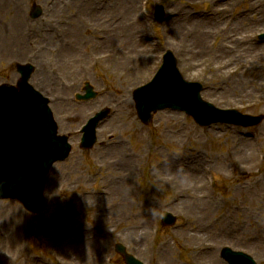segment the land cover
I'll list each match as a JSON object with an SVG mask.
<instances>
[{"label": "rangeland", "instance_id": "rangeland-1", "mask_svg": "<svg viewBox=\"0 0 264 264\" xmlns=\"http://www.w3.org/2000/svg\"><path fill=\"white\" fill-rule=\"evenodd\" d=\"M140 1L0 0V84L17 80L13 63L32 62L31 82L51 98L60 130L72 135L73 144L70 157L56 163L47 177L43 212L30 214L16 200H0V264H125L114 250L117 242L146 264H227L220 255L225 246L264 264V122L249 130L200 127L183 112L166 109L146 126L132 97L159 69V54L170 49L184 77L204 83V98L223 108L264 114V44L257 40L264 21L248 20L250 26L234 45L241 54L212 78L208 71L195 74L186 61L198 67L206 58L215 59L216 38L211 35L203 47L193 45V34L178 28L172 16L177 8L194 14L221 1L150 0L152 10L157 3L168 10L160 24L143 16ZM237 1L238 6L230 0V11L243 14L254 0ZM256 1L257 18L264 14V0ZM36 4L42 14L33 19ZM250 44L260 47L261 57L242 53ZM140 55L148 56L141 69ZM251 56L253 73L232 71L239 62L250 70ZM86 81L100 95L77 102L74 95ZM105 106L112 112L99 126L97 144L82 150L79 130ZM238 134L249 140L235 143ZM234 144L249 148L243 166L252 175L245 181L243 172L231 173V162L240 156ZM181 157L187 163L170 172L168 164ZM188 172L197 176V201L185 187L191 181ZM123 184L128 187L116 199L113 188ZM99 190L107 192L105 197ZM153 207L175 214L177 225L156 231L153 222L162 215L152 216ZM97 240L102 251L88 258L86 243ZM202 240L211 248L201 253L195 247Z\"/></svg>", "mask_w": 264, "mask_h": 264}, {"label": "water", "instance_id": "water-1", "mask_svg": "<svg viewBox=\"0 0 264 264\" xmlns=\"http://www.w3.org/2000/svg\"><path fill=\"white\" fill-rule=\"evenodd\" d=\"M158 14L159 19L163 17V11H159ZM19 68L24 69V76L19 81L18 87L8 84L0 87V158H2L4 154H7L6 158L0 159V196L20 198L29 210L37 212L44 204L41 194L44 173L48 170V167L58 159L60 153L68 154V150L66 151L64 142L55 137L54 143L56 144V150L53 152L50 144V137H44L46 140L45 143L48 144H44L40 150H38V147L34 153L27 151L29 144L34 146V142H36L37 145L40 144V141L42 142V122L49 124L48 126L51 131H53V124L55 127L57 126L55 125L52 113L49 115L44 108L36 106L32 98L23 91L25 88L27 89V75L31 72L30 65L20 66ZM171 68L169 76L172 80L169 79L168 81L169 84L171 83L170 85L176 84L175 68L173 66ZM151 87L152 85L143 87V97L138 94L136 95L140 112L143 116V120L146 122L151 121V111L173 105L171 101L165 103L153 101L152 91H149ZM90 94L91 92L89 95ZM6 95L16 96L18 100H16V103H13L10 99H6ZM24 106H29L28 108L32 107L37 111L34 116V118L39 121V127L37 129L38 134L35 136L36 141H31L30 138H27L30 129L27 128L25 133L23 126H21L22 115L18 110L23 109ZM190 106V113H192L201 124H210L218 121L221 117L220 112L214 113L215 115L209 114L195 98L191 101ZM206 107L210 111L212 110L210 106L206 105ZM108 112L109 110L106 109L105 112L99 113L96 118H101ZM262 119L263 116L251 117L248 119V122L251 124L258 123ZM97 121L98 119L95 123ZM90 129L85 143L83 144L85 147L91 146L96 140V138L92 136ZM62 138L67 139V136H63ZM164 220L168 224L172 223L170 218L165 217ZM120 252L125 255V259L129 264H139L132 256L126 254L122 247L120 248ZM222 254L229 264H255L246 254L233 251L230 248H225Z\"/></svg>", "mask_w": 264, "mask_h": 264}, {"label": "bare ground", "instance_id": "bare-ground-1", "mask_svg": "<svg viewBox=\"0 0 264 264\" xmlns=\"http://www.w3.org/2000/svg\"><path fill=\"white\" fill-rule=\"evenodd\" d=\"M220 1L221 3L217 7L211 8L206 11H198L194 14H191L186 9L177 8V13H173L174 16H172L174 17L173 21L176 22V25H179L178 28L185 27L188 31V34L190 33L193 34V39L191 40L193 45L203 47L204 45L205 46L208 45L207 41L211 35L214 36V39L216 38L215 43L216 44L219 43V45L217 46L216 49L212 50V54L215 59L206 58L204 59L203 64H201L198 67L195 66L191 61L189 60L186 61V66L188 68H192V67L195 68L194 69L195 74L208 71V73L211 75L212 78H217L219 76L217 69H223L225 65L231 64L230 61L235 60L237 56L241 54L240 51L241 47L234 45L238 36L242 34L243 30L250 26L248 20L254 19L256 23H258L259 21H264V14L258 16L257 18L256 15H254L257 4L256 0L253 1L252 4L253 6L250 7L251 9L253 8L252 11L250 9L249 11L243 12V14L240 11H235V12L230 11L231 9L229 3L230 0H216L213 2H220ZM233 1H235L236 6H238V1L237 0H233ZM125 8H127V5H125ZM186 22H191V23L187 25ZM218 38H221L220 41ZM232 46H233L232 51L226 50V49H231ZM223 49L226 50L227 53L223 52ZM259 50H260L259 46H252V44H250L247 47L242 48V53H250L251 55L253 53L254 55H257L258 58L262 56ZM250 51H252V53ZM251 57L253 62L251 64L250 70L246 62H239L232 71L233 72L240 71L241 75L253 73V71L255 70V66L253 64H255V62L253 56ZM147 59L148 56L144 57L143 55H140V59H139L140 63L138 64L139 69L143 67L144 62ZM215 62L218 64V66L215 65ZM73 117L77 118V115H73ZM235 139H236L235 143H238L239 140L241 139L247 140L248 138H243L240 135H236ZM232 148L238 150L240 156L238 159H234L232 161V166L230 167L232 168L231 173L237 174L239 171L243 172L245 176L244 177L245 178L244 181H245L248 178H250V176L252 175V173L251 172L249 173V171L245 170L243 166V164L245 165L248 161L249 148L248 149L244 148L242 146H239V144H234ZM181 160L182 161L180 162L178 160H175L174 162L171 161L168 164L170 167L169 169H171L170 172L175 170L177 171L178 168L182 169L180 168L181 167L180 163L186 164L187 161L182 157ZM122 163L129 165V161L123 160ZM192 169H197L196 164L192 166ZM172 176H174V174ZM185 177L187 179H191V181H188L190 182V184L185 187L189 188L191 192L196 193L197 195L195 194L196 195L195 200L196 201L199 200V191L197 190L198 189L197 176L194 177L192 176L191 178V174L189 175L188 172V175H185ZM244 181H242V183ZM126 186L128 187L127 184L116 185L115 188H113L114 193L119 195L118 197H116V199H120V195L126 190ZM103 197H105V195ZM185 201H189V200H185ZM141 231L142 232L140 235L143 236V234H145V229L142 228ZM197 236H198L197 234H193L192 239H197L198 238ZM87 244H88L87 247L88 258H91L94 255V253L95 254L97 252H98L97 254L101 253L103 244L100 240L86 243V245ZM210 248L211 247L208 245V243H206L205 240L200 241L195 247L196 251L201 253L206 252L205 250H210Z\"/></svg>", "mask_w": 264, "mask_h": 264}, {"label": "clouds", "instance_id": "clouds-1", "mask_svg": "<svg viewBox=\"0 0 264 264\" xmlns=\"http://www.w3.org/2000/svg\"><path fill=\"white\" fill-rule=\"evenodd\" d=\"M165 12H166V14L168 13V10L166 8H165ZM150 212H151V215L154 217L163 215V213L159 212L155 207L151 208Z\"/></svg>", "mask_w": 264, "mask_h": 264}]
</instances>
